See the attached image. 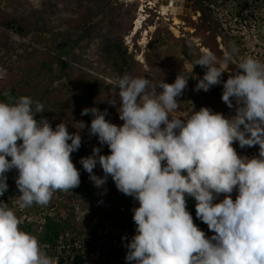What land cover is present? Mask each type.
I'll return each instance as SVG.
<instances>
[{"label":"clouds","instance_id":"obj_1","mask_svg":"<svg viewBox=\"0 0 264 264\" xmlns=\"http://www.w3.org/2000/svg\"><path fill=\"white\" fill-rule=\"evenodd\" d=\"M234 53L225 50L218 60L204 50L194 61L206 69L194 90L223 84L222 101L235 110L228 117L209 107L187 118L171 116L188 86L189 76L181 72L174 83L158 86L144 77L117 78L118 96L107 102L119 103L122 125L106 119L107 109L81 112L93 116L89 135L110 151L102 155L94 147L80 159L89 179L101 188L111 177L118 191L139 203L132 209L136 234L124 245L128 264H264V62L251 56L237 62ZM229 62L237 71L223 81ZM43 112L44 105L28 96L0 101V196L8 189L6 173L16 169L21 210L45 206L57 191L68 193L81 183L72 160L80 132L36 119ZM235 142L242 149L259 145L258 155H239ZM98 164L102 177L94 172ZM188 197L211 237L194 223ZM19 225L15 211L0 201V264H53L46 246Z\"/></svg>","mask_w":264,"mask_h":264},{"label":"rangeland","instance_id":"obj_2","mask_svg":"<svg viewBox=\"0 0 264 264\" xmlns=\"http://www.w3.org/2000/svg\"><path fill=\"white\" fill-rule=\"evenodd\" d=\"M144 2L0 0V98L11 90L31 97L44 105V112L38 113L36 119L47 118L53 128L63 122L70 133L79 131L82 137L81 147L72 153V160L91 186L92 196L80 200L71 198L69 192H56L45 210L54 216L63 204L62 217L74 218L78 228L96 226L110 231L109 236L122 238L123 243L130 242L136 234L132 209L139 207V203L118 191L111 177L101 188L89 179L80 159L91 155L94 147L101 148L102 155H109L110 151L107 145L99 143L98 137L89 135L93 116H82L81 112L92 107L107 109L106 119L122 125L117 112L119 103L113 107L107 102L118 96L117 78L124 74L144 77L158 86L162 80L174 83L181 72L189 76L188 86L177 98L179 108L171 116L187 118L194 110L209 107L228 117L235 110L222 101L223 84L207 92L194 90L206 71L194 61L204 50L223 60L225 50L235 49L234 61L251 56L264 62V0H206L202 4L204 18L190 23L191 29L197 31L185 33V37L184 31L176 27L177 35L169 25L152 22L150 10L140 12ZM140 14L145 21L133 37ZM9 17L24 26V36L5 27ZM63 61L68 65L66 70L60 64ZM225 69L223 81L237 71V63L229 62ZM78 121H84L87 127L78 130ZM233 147L239 155L257 156L259 152V145L242 149L235 142ZM94 172L104 175L99 164ZM17 194L19 199V190ZM237 194L232 193L234 200ZM222 199L223 195L217 203ZM16 207L20 222L27 216L34 218L32 229L26 233L39 236L41 206L33 204L23 210L17 204ZM199 228L212 236L207 224L202 223ZM125 236L127 240L123 239Z\"/></svg>","mask_w":264,"mask_h":264},{"label":"built area","instance_id":"obj_3","mask_svg":"<svg viewBox=\"0 0 264 264\" xmlns=\"http://www.w3.org/2000/svg\"><path fill=\"white\" fill-rule=\"evenodd\" d=\"M12 175L16 181L18 177L16 169L13 170ZM76 207L78 208V204ZM21 221L34 225L32 216H27ZM44 224L45 217L40 216L37 221L39 233L42 232ZM109 232L96 226L83 229L77 227L74 232L61 233L54 244L40 243L46 246L44 250L53 258V264H122L123 262L128 264L125 259L127 249L124 245L126 243H123L120 237L109 236Z\"/></svg>","mask_w":264,"mask_h":264},{"label":"trees","instance_id":"obj_4","mask_svg":"<svg viewBox=\"0 0 264 264\" xmlns=\"http://www.w3.org/2000/svg\"><path fill=\"white\" fill-rule=\"evenodd\" d=\"M4 25L8 29L19 34L20 36L25 35L24 26L22 24H19L18 20L14 17H9L5 21ZM64 52L65 51H63V53ZM60 64L62 65V68L64 70L68 68V65L66 64V62L63 61V62H60ZM20 96H23V95H21L20 93H17L15 90H11L10 93H5L4 95H2L0 99H2L4 102H9L10 98L15 99ZM12 170L6 173L8 189L7 191H5L3 196H0V201L8 203L9 208H12L16 213L15 209L17 208L16 201L18 200V194H17L18 188L13 178ZM80 179H81V183L79 187L75 188L73 191H69V193H70L71 198L84 200L92 196L93 190L91 186L88 184V181L86 180V178L82 174H80ZM57 192H59V194H63L60 191H57ZM215 202H217V200ZM195 205H196V201L194 200V198H191V200L187 202V209L191 213L194 223L199 227L203 222L196 217V206ZM45 207L46 206H41L40 211L37 210L41 216L45 217V224H44L43 230L41 233H39L40 235L37 236L38 240L41 243L48 242L50 244H54L55 239L61 233L74 232L77 230L78 224L74 218L72 219L71 217H67V218L62 217L61 209H63L65 205L62 204L60 208L57 209V213H55L54 216H50L49 211L47 209L45 210ZM36 209L37 208H35V210ZM19 227L21 228V230L28 232L32 229V224L24 221V222H20ZM212 235H214V233Z\"/></svg>","mask_w":264,"mask_h":264},{"label":"flooded vegetation","instance_id":"obj_5","mask_svg":"<svg viewBox=\"0 0 264 264\" xmlns=\"http://www.w3.org/2000/svg\"><path fill=\"white\" fill-rule=\"evenodd\" d=\"M143 1V0H139ZM144 6H141L142 12H146L145 9L150 10L152 13V22L161 26L163 22L165 25H169L173 31L174 27L184 31L185 33H195L196 29H191V22L199 21L204 18V12L202 10V4L206 0H144ZM156 1V2H155ZM253 1V0H252ZM153 4V5H152ZM162 6H167L172 10L167 17L162 15ZM140 9V10H141ZM190 10V11H189ZM191 13L193 15H191ZM175 18H179V23L175 24ZM168 22V23H166ZM171 23V24H170ZM190 29L192 31H190Z\"/></svg>","mask_w":264,"mask_h":264},{"label":"bare ground","instance_id":"obj_6","mask_svg":"<svg viewBox=\"0 0 264 264\" xmlns=\"http://www.w3.org/2000/svg\"><path fill=\"white\" fill-rule=\"evenodd\" d=\"M126 1H129V0H126ZM130 1H133V0H130ZM171 10L172 9L167 7V6H162V15L163 16H168V14L170 13ZM140 12H142V9L140 10ZM144 21H145L144 16L142 14H140L138 19L135 22V29L133 31V37L136 36L138 34V32L141 30ZM178 23H179L178 18H175V24H178ZM174 31H175V33L177 35L178 31H176L175 29H174ZM241 156H243V155H241Z\"/></svg>","mask_w":264,"mask_h":264}]
</instances>
